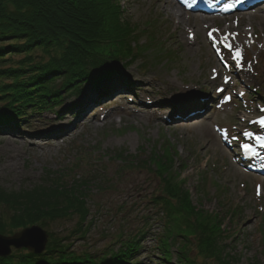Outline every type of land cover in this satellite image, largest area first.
Returning a JSON list of instances; mask_svg holds the SVG:
<instances>
[{"label":"rangeland","instance_id":"rangeland-1","mask_svg":"<svg viewBox=\"0 0 264 264\" xmlns=\"http://www.w3.org/2000/svg\"><path fill=\"white\" fill-rule=\"evenodd\" d=\"M156 1L117 0L125 21L141 28L147 26L141 33L138 30L139 41L136 38L130 44L132 57L135 56L130 64L126 63L130 60L128 52L126 58H116L118 45L113 51L100 43L91 48V55H84L79 65L72 61L71 65L61 66L60 72L50 78L52 81L45 82L39 90L35 82L29 81L32 72L28 64H18L19 57L9 61L15 63L12 69H21V84L30 95L44 103L47 100L48 104L51 99L62 102L40 113L31 109L28 115L11 120L13 114L0 102V112L10 120L0 128V191L46 189L58 175L63 183L80 188L87 196L84 229H78L77 215L56 220L44 229L55 236L54 242L47 240L44 252L47 248L50 251L52 244L57 245L62 247L59 251L64 258L75 262L104 253L110 255L121 249L122 241L130 236L131 240L138 238L140 246L135 260L126 264H167L158 249L160 240L169 250L171 264H179L187 247L191 250L187 257L202 263V251L206 252L207 246L205 236L210 231L217 236L225 258L218 263L213 257L207 261L209 264H264V157L258 163L243 159L242 153V145L252 138H246L244 132L255 136L263 131L256 122L264 118V21L259 17L262 13L251 14L253 30L244 14L206 19L208 23L214 22L219 42L208 52L202 47L200 51L187 52L185 40L174 33V25L164 22L162 17L154 18ZM187 17L191 21L185 34L188 38V32L200 22L196 18L194 24V16L189 13ZM236 20L243 24L241 28L251 29L255 35L249 33L248 38L233 40L229 51L221 42L222 28L226 22ZM210 31L200 30L199 39ZM231 35H236L235 29ZM151 40L154 47L163 46L168 54L156 55L151 51ZM141 44L149 47L145 49ZM236 50L241 53L239 64L234 60L228 65L227 59L234 58ZM209 52L214 53V62L217 60L230 75L237 69L240 77L231 75L232 83L227 87L213 83V62L207 63L206 56ZM222 54L229 56L220 61ZM86 57L96 63L85 61ZM91 64L118 67L110 70V77L95 83L87 77L93 73V69H87ZM117 76L124 87L122 92L102 96L89 109H80L84 96L99 92L103 81ZM128 79L133 83H127L131 82ZM18 84L1 78L0 92ZM218 97L221 101L216 103ZM193 98L199 100L200 112L181 117L176 102L188 107ZM164 147L175 152L168 176L181 180L196 215L183 208L166 220L162 207L153 203L162 193L150 162L146 166L141 163L136 169L120 168L119 152L120 157L134 160L148 157L154 149L162 153ZM76 183L79 185L74 186ZM204 222L208 228L199 229ZM189 236L195 244L199 242L201 253H196L193 242L187 244ZM25 251L12 248L8 257L0 259L21 258Z\"/></svg>","mask_w":264,"mask_h":264},{"label":"trees","instance_id":"trees-1","mask_svg":"<svg viewBox=\"0 0 264 264\" xmlns=\"http://www.w3.org/2000/svg\"><path fill=\"white\" fill-rule=\"evenodd\" d=\"M122 16L123 13L117 0H0V79L5 77L20 83V85L2 89L3 92H0V98L3 97L0 102L5 104L3 108L13 114L11 115L13 118L9 119L26 116L31 109H36L35 111L40 113L44 108L50 109L62 102L61 99H51L49 104H52L49 105L47 100L44 103L42 99L30 95L28 90L25 91L21 84L23 81H20L21 69H12L15 64L9 62L12 58L19 57L21 60L18 64H28V69H31L32 72L29 81L35 82V87L40 90L45 87V82L50 83L53 79L50 78L60 72L61 66L71 65L72 61L79 65L84 55L87 53L91 55V48L100 43H104V48L107 50L109 48L113 51L118 45L120 51L116 49V58H126V52L130 57L132 52L130 44L138 31H134ZM38 59L39 61H37ZM85 61L96 63L90 57H86ZM7 63L11 65L3 67ZM115 67L118 66L112 64L104 68L91 64L87 69H93V73L87 76L88 80L97 75L99 79L104 76L108 77L111 73L110 70ZM74 74L73 68L72 77ZM10 120L7 119V115L0 112V128L8 125ZM162 151L159 153L154 149L148 157H139L141 159L134 157V160L120 157L118 154L121 152H119L117 158H121V169H136L141 163L144 166L147 162L151 163L152 173L160 181V192L162 193L153 200L164 210L166 220L169 221L173 214L178 215L183 208L188 214L196 215L181 180H176L175 175L168 176V172L173 168L172 155L175 152H172L168 147H164ZM47 184L50 185V183ZM77 185L79 184L76 183L74 186ZM78 192H81L80 188L63 183L61 175H58L54 184L46 189L41 187L37 190H21L10 193L0 191V206L2 207L0 210V235L11 236L32 225L46 229L47 224L71 218L73 215H77L79 218L78 229H84L82 226L86 224L88 216V210L85 207L87 196L85 193ZM122 209L123 207L120 206L119 210ZM200 228L207 229V222L199 225ZM200 231L202 233V230ZM47 235L48 242H54V234L47 233ZM121 237L117 238L123 240ZM129 237H127V241H122L121 249L110 255L104 253L101 257L90 256L78 262L64 258L63 252L59 251L62 247L52 244L50 251L47 248L41 256L26 252L21 255L23 256L21 258L0 259V264H126L136 257L140 246L138 240L136 241L138 238L131 240ZM216 237L210 231L205 236L207 243L204 242L207 246L206 252L202 251L204 253L202 263L187 257V253L191 251L187 247V250H184V257L179 259V264H209L207 261L212 260L213 257L218 263L223 262L225 256L222 255V249L218 247ZM188 239L187 244L190 245L193 242L196 253L197 251L201 253L199 242L195 244V239L191 236ZM159 244L161 245L158 249L163 252L165 262L171 264L168 259L170 257L169 250L165 249L162 240L159 241ZM65 249L68 250V248ZM216 261L215 263L218 264Z\"/></svg>","mask_w":264,"mask_h":264},{"label":"bare ground","instance_id":"bare-ground-1","mask_svg":"<svg viewBox=\"0 0 264 264\" xmlns=\"http://www.w3.org/2000/svg\"><path fill=\"white\" fill-rule=\"evenodd\" d=\"M258 1V0H256ZM144 2V1H143ZM263 2V1H262ZM260 3L261 5L258 6V8L255 9H263L264 8V3ZM143 4V3H142ZM151 4L148 6V8H150ZM263 6V7H262ZM144 7V4H143ZM153 11H155V17H162L164 22L167 21L168 24L174 25V33L176 35V33H178L179 35L182 36V38L185 40V44L187 45V52H193V51H200L201 47L204 48L206 50V52H208L209 48L211 46H214L215 44H217L219 42V31H217L215 29V24L213 21H210L209 23L206 21V19L204 17H197L194 16L193 17V23L196 24L195 20L196 18L199 19V25L198 27H195L196 31H190L188 32L190 34V36L187 38L185 36L186 34V29L189 26V24H191L190 19L187 17V13L183 10V8H181L174 0H157L156 4L153 6ZM262 14H264L263 11H261ZM251 15L248 16V22L250 25V28L252 27V24H250L251 22ZM259 17H261V19L264 21V15H260ZM129 23V22H128ZM132 29L134 31H138L141 33V31H145L147 26H144V28H141V25L139 24H131ZM134 25H136L137 27H135ZM243 24L241 23L240 20H236L235 22L231 21V22H226L224 24V27L222 28V32H224V34L222 35V40L223 38L226 36L228 37L226 43L231 44V42L233 40H237L240 41L241 39L244 38H248L249 37V33H251V36L253 37L255 34L254 32L249 29V28H241ZM197 26V25H196ZM243 27V26H242ZM205 30V29H211V37L209 38L208 35H204L201 36V40L198 37V32H200V30ZM235 29V33L236 35L233 36L231 35V30ZM216 30V31H213ZM250 30V32L248 31ZM209 32V33H210ZM192 34V35H191ZM141 35H136V38L139 37ZM139 41V39H138ZM154 41L151 40L149 43L151 44L150 47H153L151 51L155 52L156 55L159 54H163L165 53V48L163 46L159 47V45L157 44V46L159 48L154 47V45H152ZM215 42V43H214ZM146 44V43H145ZM145 46V47H144ZM140 47H144L145 49L149 47V45H142ZM229 56V54H227ZM227 55L222 54L220 57V61H222ZM162 56V55H161ZM207 56V63L212 64L213 62V66L211 67V71H212V81L213 83H217V85H221L224 87L228 86V83H232L231 81V75H235L237 77H240L239 71L236 69L231 75H230V71H227L225 69H223L219 62H214V54L213 53H206ZM235 59L230 57L229 59H227L228 65L232 64L233 61ZM136 68V66H135ZM107 77V76H104ZM101 78L99 79L98 77H94L93 79L89 80L90 82H100L102 79L105 78ZM96 78V80H95ZM119 76L114 77V78H110V79H106L104 82V85L99 89V92H89V94H87L86 96L83 97V94L81 95L82 101H80V109L83 110L84 109H89L90 107H92V105H94L95 103L98 102V100L105 95H113L114 93L117 92H122L124 90V87L121 86L122 81H119ZM136 79V78H135ZM135 79H134V83H135ZM141 79V81H145V78H138ZM129 81H131L130 79H128ZM109 81H115V83L117 84H110L111 82ZM127 83H133L131 82H127ZM94 84V83H93ZM165 84H169L170 83H165ZM171 85H174V83H171ZM170 85V86H171ZM168 86V85H167ZM168 86V87H170ZM122 94V93H121ZM222 94V92L220 93ZM128 95V93L126 94ZM219 100L216 99V103H219L221 101V98L218 97ZM180 101V100H179ZM193 103L190 104L191 106H184L181 105V103L176 102L175 106L179 107L181 113L180 116L181 117H192L193 115H197L200 112V108H199V100H196L195 98H193L191 100ZM178 104V105H177ZM200 119V118H199Z\"/></svg>","mask_w":264,"mask_h":264},{"label":"water","instance_id":"water-1","mask_svg":"<svg viewBox=\"0 0 264 264\" xmlns=\"http://www.w3.org/2000/svg\"><path fill=\"white\" fill-rule=\"evenodd\" d=\"M47 240V232L37 225L23 228L12 236L0 235V258L8 257L12 248L25 249L28 253L40 256L45 250Z\"/></svg>","mask_w":264,"mask_h":264},{"label":"snow or ice","instance_id":"snow-or-ice-1","mask_svg":"<svg viewBox=\"0 0 264 264\" xmlns=\"http://www.w3.org/2000/svg\"><path fill=\"white\" fill-rule=\"evenodd\" d=\"M225 10H231V6H229V8H228V9H225ZM213 31H216V30H213ZM209 35H210V37H211L212 33L210 32ZM227 39H228V37L225 36L221 42H224V43H225V46L229 49V51H231V50H232V45L226 43ZM214 43H215V42H214ZM233 57H234V59L237 61V63L239 64V62H240V60H241V53H240V51H239V50H236V51L234 52V54H233ZM259 124H260L262 127H264V119H261V120L259 121ZM244 136H245L246 138H251V137H252V133H251V132H244ZM255 139H256V141L259 143V146H260L261 148H264V136L257 135V136L255 137ZM242 147H243V149H244L245 154H248V153H250V152L254 154V150H253L252 148H250V146H249L247 143L243 144ZM259 194H260V190H259V186H258V188H257V195H259Z\"/></svg>","mask_w":264,"mask_h":264}]
</instances>
